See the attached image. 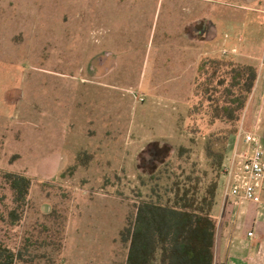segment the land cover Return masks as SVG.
<instances>
[{"label": "rangeland", "instance_id": "1", "mask_svg": "<svg viewBox=\"0 0 264 264\" xmlns=\"http://www.w3.org/2000/svg\"><path fill=\"white\" fill-rule=\"evenodd\" d=\"M207 57L259 70L235 122L197 89ZM242 126L264 144V0H0V171L32 178L11 224L0 174V244L34 264H124L136 204L176 175L221 184ZM155 143L172 151L150 176Z\"/></svg>", "mask_w": 264, "mask_h": 264}, {"label": "trees", "instance_id": "2", "mask_svg": "<svg viewBox=\"0 0 264 264\" xmlns=\"http://www.w3.org/2000/svg\"><path fill=\"white\" fill-rule=\"evenodd\" d=\"M198 71L205 79L198 83L197 89L211 103L212 117L237 121L255 88L258 68L207 57ZM171 151L167 144L155 143L149 149L143 173L154 176L159 166L168 163ZM207 153L213 160L212 166L219 170L224 152L212 149L209 144ZM0 174L12 190L14 207L9 211L10 223L17 224L29 200L32 178L19 172L0 171ZM220 188L218 178L202 186L199 177L189 174L181 179L176 175L167 191L168 197L158 192L156 198L141 199L120 232L127 248L124 264H215L218 221L214 209ZM27 249V245L12 248L0 244V264H34L35 257Z\"/></svg>", "mask_w": 264, "mask_h": 264}, {"label": "built area", "instance_id": "3", "mask_svg": "<svg viewBox=\"0 0 264 264\" xmlns=\"http://www.w3.org/2000/svg\"><path fill=\"white\" fill-rule=\"evenodd\" d=\"M239 136L244 147L236 148L224 165L221 182L226 206L240 209L246 205L256 207L258 220H264V144L255 132H247L242 126ZM239 137V138H240ZM256 228L248 236L256 235Z\"/></svg>", "mask_w": 264, "mask_h": 264}, {"label": "crops", "instance_id": "4", "mask_svg": "<svg viewBox=\"0 0 264 264\" xmlns=\"http://www.w3.org/2000/svg\"><path fill=\"white\" fill-rule=\"evenodd\" d=\"M256 120L257 116L253 124L254 131L259 128ZM214 215L218 221L215 264H264V220L256 221L254 205L249 204L240 209L226 206L220 188ZM254 226L257 227L256 235L249 237L248 231Z\"/></svg>", "mask_w": 264, "mask_h": 264}]
</instances>
